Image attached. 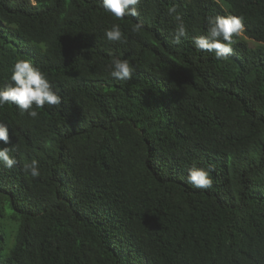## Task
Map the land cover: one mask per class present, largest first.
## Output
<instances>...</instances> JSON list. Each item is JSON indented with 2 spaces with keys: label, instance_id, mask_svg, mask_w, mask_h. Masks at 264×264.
Here are the masks:
<instances>
[{
  "label": "trees",
  "instance_id": "trees-1",
  "mask_svg": "<svg viewBox=\"0 0 264 264\" xmlns=\"http://www.w3.org/2000/svg\"><path fill=\"white\" fill-rule=\"evenodd\" d=\"M38 3L0 0V90L30 60L62 103L0 106L17 161H0V264H264V0H140L121 20L102 0ZM217 15L245 22L225 60L193 42ZM209 165L211 188L188 182Z\"/></svg>",
  "mask_w": 264,
  "mask_h": 264
},
{
  "label": "clouds",
  "instance_id": "clouds-1",
  "mask_svg": "<svg viewBox=\"0 0 264 264\" xmlns=\"http://www.w3.org/2000/svg\"><path fill=\"white\" fill-rule=\"evenodd\" d=\"M32 6L39 7L38 0H29ZM140 0H102L103 8L111 13L117 20L126 16L138 17L140 12L138 4ZM169 14H176V20L179 22L173 32V43L179 45L182 38L187 37L188 32L182 17L178 14L177 7L174 5L168 9ZM208 35L193 37L194 45L203 51L214 52L219 60L227 59L233 52L235 43L233 37L241 35L245 30V22L242 16L235 15H217L208 17ZM143 27L142 22L133 25L132 31L139 32ZM106 38L110 42L126 43V38L121 31L119 24H113L110 30H107ZM111 76L119 80L131 79L134 66L127 59L114 58L109 65ZM13 83L6 85L0 90V106L5 104H14L22 112L37 119L39 113L34 110L43 108L45 104L57 106L62 103L61 97L53 91L52 84L45 73L33 66L30 60H18L13 67L11 74ZM0 141L5 145L11 143L8 127L0 123ZM13 149L9 147L0 148V161L11 169L17 161L11 155ZM23 170L32 177H39L40 171L38 162L32 160L23 165ZM212 165L208 169L193 167L189 170L188 182L199 189H208L213 186V180L210 177Z\"/></svg>",
  "mask_w": 264,
  "mask_h": 264
},
{
  "label": "rangeland",
  "instance_id": "rangeland-1",
  "mask_svg": "<svg viewBox=\"0 0 264 264\" xmlns=\"http://www.w3.org/2000/svg\"><path fill=\"white\" fill-rule=\"evenodd\" d=\"M246 41H247L249 47H255L258 44L257 42H254V41H251L248 39H246Z\"/></svg>",
  "mask_w": 264,
  "mask_h": 264
}]
</instances>
